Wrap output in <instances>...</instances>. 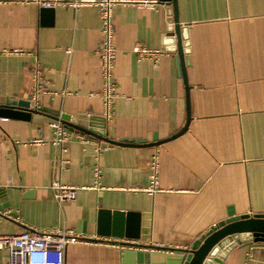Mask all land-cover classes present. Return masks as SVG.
Here are the masks:
<instances>
[{"label":"crops","instance_id":"obj_1","mask_svg":"<svg viewBox=\"0 0 264 264\" xmlns=\"http://www.w3.org/2000/svg\"><path fill=\"white\" fill-rule=\"evenodd\" d=\"M73 1L46 10L0 0V100H30L42 110L29 119L0 117V234L60 227L78 235L66 245L65 264H122L127 247L117 241L128 239L97 234L99 209L138 212L147 238L129 241L171 248L190 247L230 210L264 215V0H176L191 118L173 138L187 103L171 4L121 0L113 7L116 96L106 123L97 94L99 12ZM135 44L166 53L139 59ZM61 115L115 140L146 143H109L97 156L96 144L69 130L61 152L50 126ZM35 138L44 142L29 143ZM154 139L161 142L150 145ZM154 153L157 190L149 192ZM54 180L83 188L58 204ZM254 238L224 239L210 264H264L263 250L251 253ZM161 258L150 253L149 264ZM6 261L0 249V264Z\"/></svg>","mask_w":264,"mask_h":264},{"label":"water","instance_id":"obj_2","mask_svg":"<svg viewBox=\"0 0 264 264\" xmlns=\"http://www.w3.org/2000/svg\"><path fill=\"white\" fill-rule=\"evenodd\" d=\"M159 2H167L171 4L173 10V23L174 30L171 35L176 37L177 45V59L181 74L185 81L186 86V103L187 115L183 127L170 138L176 137L187 129L190 113L188 103V85L185 77L184 70V54L181 38V25L178 20L177 3L176 0H157ZM46 10L52 9L43 8ZM39 112L42 110L34 107L30 100H17V101H1L0 100V117H20L29 119L31 113ZM60 119L64 126L70 131H79L80 133L103 140L105 142L116 145H139L146 143L144 140H129L118 139L115 140L106 135L103 131L93 130L89 127L79 125L70 119L67 115L55 117ZM161 141L153 140L150 145H157ZM140 214L132 211H110L108 209H99L97 212V234L113 235L120 238L128 239L126 241H117L119 245L127 247L123 250L121 263L122 264H149L150 253L153 255H160V261H154L150 264H210L209 257L215 247L220 244L224 239H238L240 234H248L255 236L251 242V253L259 248L264 251V215L249 213L237 215L233 210L228 212V216L212 225L206 232L202 233L188 248H171L158 245H146L138 242H131L129 240H144L146 239L147 229L142 227ZM259 240L261 244H257ZM152 249L146 251V249ZM154 251V252H153ZM159 251V252H157ZM169 252V253H164ZM177 260V262H175Z\"/></svg>","mask_w":264,"mask_h":264},{"label":"built area","instance_id":"obj_3","mask_svg":"<svg viewBox=\"0 0 264 264\" xmlns=\"http://www.w3.org/2000/svg\"><path fill=\"white\" fill-rule=\"evenodd\" d=\"M25 3H33L43 8H49L54 4H62V0H23ZM121 0H76L71 4L80 6L83 4L95 5L99 12L101 24V41L97 53L99 55L100 72L102 86L97 93L103 102L102 119L108 123L113 116V100L116 96V84L113 78V69L116 62L117 51L113 43L114 25L112 20L113 7ZM139 59H149L157 61L158 58L166 53L163 49H151L145 46L135 44L132 47ZM10 53H22L20 49L8 51ZM33 79L37 81L38 71L34 73ZM39 88L36 87V91ZM36 95V94H35ZM53 128V137L51 144L61 152H66V143L70 141L71 132L64 126L60 119L50 122ZM77 137L83 143L92 142L97 145V156L110 148L109 143L101 144L96 138L88 137L84 134H77ZM42 138H35L29 141L31 144H41ZM150 166L152 169L151 183L149 192L157 190V172L158 157L152 155ZM68 169V166H64ZM95 182L100 177V168L98 163L94 166ZM53 199L58 203L73 201L76 198L77 191L83 187L77 185H65L59 180H54L50 186ZM78 235L71 230L57 227L53 230L38 231L23 230L20 233L0 234V249L7 252V261L4 264H65L64 255L66 245L75 242Z\"/></svg>","mask_w":264,"mask_h":264}]
</instances>
